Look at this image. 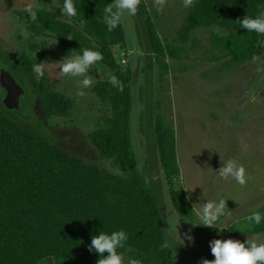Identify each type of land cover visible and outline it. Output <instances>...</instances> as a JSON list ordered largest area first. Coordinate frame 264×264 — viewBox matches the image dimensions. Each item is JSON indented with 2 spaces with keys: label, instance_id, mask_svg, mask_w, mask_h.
Returning <instances> with one entry per match:
<instances>
[{
  "label": "trees",
  "instance_id": "1",
  "mask_svg": "<svg viewBox=\"0 0 264 264\" xmlns=\"http://www.w3.org/2000/svg\"><path fill=\"white\" fill-rule=\"evenodd\" d=\"M58 1L62 8L64 0ZM73 2L78 11L70 17L71 22L63 18L61 9L40 10L36 21L30 19L31 29L35 35L61 37L66 46L80 54L84 48L99 51L103 56L100 61L114 72L116 86L109 78L93 88L110 105L111 115L105 118L106 127L90 133L89 140L99 155L113 160L124 175L86 163L60 147L56 138H44L24 127L16 115L30 119L31 115L24 114L32 100L21 104L20 109L9 110L3 104L4 94H0V264H98L99 253L94 248L89 250L92 237L121 229L128 240L126 249L118 252L139 259L141 264H176L175 249L190 256L215 258L211 249L178 244L169 234L167 208L157 190L154 170L160 171L162 182L167 179L170 183L172 201L185 227H193L196 209L184 186L177 183L176 131L163 116L151 117L152 109L148 108L143 112L142 125L145 134L153 137L146 145L149 168L144 173L138 167L131 137L135 72L130 65H120L114 51L128 45V34L123 16L112 31L103 22L104 9L115 0ZM263 5L264 0H195L182 35L185 38L198 27L219 25L229 33L214 32L211 39L231 58L226 67L255 61L264 55V44H257L264 36L249 33L237 21L246 15L256 17ZM138 15L142 21L137 18V24L145 29L152 58L164 74H170L167 59L179 57L178 51L162 40L145 0H140ZM11 55L20 69L18 74L22 70L32 72L36 62L30 55ZM0 58L5 59L3 53ZM8 68L15 69L11 65ZM40 82L46 118L69 115L74 100L51 90L46 74ZM143 89L145 105L153 103L149 76L141 93ZM259 213L261 223L251 222L250 235L264 233V210ZM217 232L225 237H244L234 226Z\"/></svg>",
  "mask_w": 264,
  "mask_h": 264
},
{
  "label": "rangeland",
  "instance_id": "2",
  "mask_svg": "<svg viewBox=\"0 0 264 264\" xmlns=\"http://www.w3.org/2000/svg\"><path fill=\"white\" fill-rule=\"evenodd\" d=\"M48 1L51 3L50 8L62 10L58 0ZM145 1L162 40L175 47L179 57H168L171 72L164 74L152 58L145 29L143 26L138 27V19H141L138 15L139 5L135 15H128L125 11L123 19L128 45L123 49L116 47L114 51L119 64L130 65L135 72L131 137L138 167L144 173L149 168L146 145L153 137L151 133L145 134L146 128L142 125L143 112L148 108L152 109L151 117L163 116L166 123L176 131L180 166L177 183L184 186L196 212H202L206 203H218L221 198L226 204V215L220 218L215 227L196 223L197 218L193 227H185L172 201L170 183L167 179L162 182L160 171L154 170L157 190L171 218L168 219L170 232L182 242L189 241L209 249L216 239L238 240L245 243L246 247L248 240L264 243V233L249 234L251 222L248 221V216L253 212L264 210V55L255 61L227 68L226 63L231 58L217 48L211 39L214 32L228 34L227 29L219 25L198 27L184 38L182 31L194 6L185 8L183 0H165L163 10H160L159 6H154L155 0ZM63 18L72 21L66 15ZM139 29L142 30L141 33ZM6 31L9 32L6 27L1 28L2 36ZM20 31L21 39L12 35L14 42H18L13 45L22 48L36 63L44 64L51 90L65 93L74 100L70 114L51 117V126L57 127L59 131L63 129L83 134L88 145L92 146L89 134L106 127L105 118L111 115L110 105L104 103L93 88L98 82L109 79L114 72L102 61L89 66L86 75L94 82L89 88H82L84 96H78L79 80L83 77H64L60 73L62 62L71 55L80 53L66 46L59 36L34 35L26 24H22L21 29L17 28V32ZM4 37L8 38L6 35ZM2 65L6 66L7 61L0 58V68ZM148 69H151V73ZM148 76L153 82V103L145 105L141 99V94L144 97L145 92L143 89L141 93V89ZM33 80L35 82L32 79L27 84L30 92L33 90ZM28 99L30 100V96L25 97V103ZM24 115H31L28 120L37 122V113L32 105L26 108ZM16 116L27 119L21 114ZM50 132V129L43 127L41 133H37L44 138L57 140ZM65 139L69 140L67 137ZM92 150L93 147L87 151L88 154H92ZM80 158L86 163L124 175L113 160L102 158L97 151L95 157L82 154ZM229 159L244 166L247 178L244 185L238 184L232 178L224 180L219 177L220 168ZM233 226L244 237H225L217 232V229ZM175 258L178 264H204L205 260L215 259L184 257L179 252ZM124 259L125 262L129 260L127 255Z\"/></svg>",
  "mask_w": 264,
  "mask_h": 264
},
{
  "label": "clouds",
  "instance_id": "3",
  "mask_svg": "<svg viewBox=\"0 0 264 264\" xmlns=\"http://www.w3.org/2000/svg\"><path fill=\"white\" fill-rule=\"evenodd\" d=\"M140 0H115L114 4L109 5L104 9L103 22L106 24L109 31L116 28L124 15L125 11L128 15H135L137 12ZM165 0H155L154 6H159L163 10ZM195 0H183L185 8L193 7ZM115 9V10H114ZM24 11L29 14L32 21L37 20V10L32 5H27ZM77 7L73 0H64L62 5V14L68 17L77 15ZM240 28L247 29L249 33L255 32L258 35L264 36V12L259 13L256 17L246 15L242 20L237 21ZM71 39V36H68ZM258 46L264 44V40L257 41ZM102 54L91 48H84L81 54L71 55L66 58L61 64V75L64 77H83L79 80L78 96H84L85 92L82 88H89L93 84V80L86 75L89 66L97 65V62L102 60ZM32 72L37 80L43 79L45 76L44 64L34 63ZM110 82L113 86L118 84L115 75L110 76ZM123 90V85L118 87ZM219 177L227 180L234 179L238 184L246 183V173L243 165L238 164L234 159H229L220 168ZM226 204L223 198L219 202H208L203 206L202 212H196L197 222L207 227H215L220 218L226 215ZM262 216L259 212H253L248 216L249 222H254L259 225ZM195 223V224H196ZM191 239V237H189ZM128 236L123 229L108 232H101L99 235L93 236L91 239V248H94L100 255L98 264H141L139 259H129L125 262L124 256L118 249H126V241ZM242 243L233 239H216L212 242L211 251L215 256L212 261L205 260L204 264H264V243H257L251 240ZM108 255L105 256L104 254Z\"/></svg>",
  "mask_w": 264,
  "mask_h": 264
},
{
  "label": "flooded vegetation",
  "instance_id": "4",
  "mask_svg": "<svg viewBox=\"0 0 264 264\" xmlns=\"http://www.w3.org/2000/svg\"><path fill=\"white\" fill-rule=\"evenodd\" d=\"M32 5L34 9L37 11L40 10H53L55 8H50V2L48 0H0V47H1V53L4 54V58L7 61V65H11L15 67V69H9L6 66H3L0 68V73L1 70L8 69L12 71L14 76L17 78V80L24 86L26 89V93L22 96L21 98V104L22 106L25 104V97L30 96V99L32 100L30 105H32L36 110V100L41 97L43 101V95L41 91V82L40 80H37L33 72L27 71V70H22L21 74H18L17 70H20L18 66L15 64V59L13 57L12 52H14L17 56L24 54L25 52L23 49L16 47V45H13V43L17 44L18 42H14V39L12 35L17 37V39L22 38V31L17 32V28L20 27L22 24H26L27 28L34 34V32L31 29V23H30V17L27 12L24 11V8L27 5ZM52 6V5H51ZM6 27L9 32H4L3 36L1 34V28ZM6 35L8 38L4 37ZM35 35V34H34ZM41 35H46V34H41ZM17 50V51H16ZM26 54V53H25ZM16 72V73H15ZM20 75V76H18ZM35 77V78H33ZM32 79H35V82L33 84V90L30 92L28 89V83L32 82ZM32 85V84H31ZM0 90L2 91V94L6 97L7 91L1 86ZM4 97V98H5ZM44 104V101H43ZM26 112V111H25ZM17 120L22 124L24 127L28 129H32L34 131L40 132L42 131L43 127H46L51 130V134L53 133L58 140V145L64 148L66 151L68 150L69 153L72 155H75L80 158L82 154H87L90 157H95L96 156V151L94 150L93 146L88 145L89 143L86 141V136L80 133H73V132H68V130H63L61 129L60 131L58 130L57 127H52L50 124V119L46 118L43 119L41 116L38 115L37 113V122H33L32 120L25 119L23 117H18ZM65 137L69 138L65 139ZM93 147V153L88 154L87 151H90V149ZM169 211H167V222L169 219ZM171 219V218H170ZM172 220H174L172 218ZM169 225V222H168ZM169 228V227H168ZM169 234L171 238L174 240V242L181 244V245H186V246H197L192 244L191 242L187 241L182 242L179 240L177 236L172 234L169 230ZM177 250L175 249L174 252V258L177 253ZM179 253L183 254V256H190L186 255L181 251H178ZM194 256V255H191ZM176 260V258H175ZM176 264H178L177 260L175 261Z\"/></svg>",
  "mask_w": 264,
  "mask_h": 264
},
{
  "label": "water",
  "instance_id": "5",
  "mask_svg": "<svg viewBox=\"0 0 264 264\" xmlns=\"http://www.w3.org/2000/svg\"><path fill=\"white\" fill-rule=\"evenodd\" d=\"M0 84L7 91L3 104L9 110L21 108V98L26 93L24 86L17 80L12 71L2 69L0 73ZM36 110L39 116L46 119L42 98L36 100Z\"/></svg>",
  "mask_w": 264,
  "mask_h": 264
}]
</instances>
